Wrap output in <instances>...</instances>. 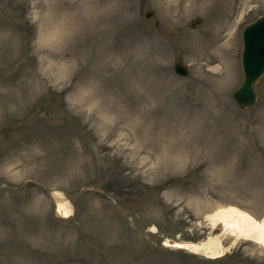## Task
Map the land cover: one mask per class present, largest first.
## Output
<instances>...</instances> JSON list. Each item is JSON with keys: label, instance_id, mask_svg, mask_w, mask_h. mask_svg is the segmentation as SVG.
<instances>
[{"label": "rangeland", "instance_id": "obj_1", "mask_svg": "<svg viewBox=\"0 0 264 264\" xmlns=\"http://www.w3.org/2000/svg\"><path fill=\"white\" fill-rule=\"evenodd\" d=\"M263 12L0 0V264H264L249 239L214 258L171 245L219 233L205 215L221 206L264 217V74L253 106L230 95L240 29Z\"/></svg>", "mask_w": 264, "mask_h": 264}, {"label": "bare ground", "instance_id": "obj_2", "mask_svg": "<svg viewBox=\"0 0 264 264\" xmlns=\"http://www.w3.org/2000/svg\"><path fill=\"white\" fill-rule=\"evenodd\" d=\"M226 58V62L229 61ZM226 66H228L226 64ZM57 210L55 214L67 215L71 212L69 201L61 194L56 193ZM205 218L214 227L216 224L221 225V231L215 235H208L201 241H174L172 246L182 247L194 253H200L207 257L214 258L221 255L229 245L237 239H249L264 248V217L261 219L254 218L251 214L235 206H221L212 213L205 215ZM229 236L231 239L229 245L222 241L223 237Z\"/></svg>", "mask_w": 264, "mask_h": 264}, {"label": "water", "instance_id": "obj_3", "mask_svg": "<svg viewBox=\"0 0 264 264\" xmlns=\"http://www.w3.org/2000/svg\"><path fill=\"white\" fill-rule=\"evenodd\" d=\"M151 8H144L141 13L144 17L152 14ZM156 21V20H155ZM194 23L199 18L192 19ZM239 64L241 79L230 95L239 108H248L255 104L257 99V80L264 74V12L246 22L240 29ZM175 73L185 75L187 66L175 59L172 63Z\"/></svg>", "mask_w": 264, "mask_h": 264}]
</instances>
